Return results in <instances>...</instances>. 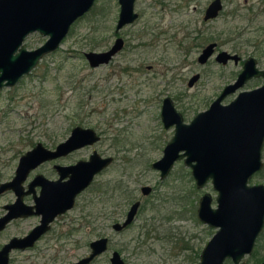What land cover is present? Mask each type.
Segmentation results:
<instances>
[{"label": "rangeland", "instance_id": "374dc122", "mask_svg": "<svg viewBox=\"0 0 264 264\" xmlns=\"http://www.w3.org/2000/svg\"><path fill=\"white\" fill-rule=\"evenodd\" d=\"M144 1L137 0L138 7ZM206 1L202 0V3ZM252 1L255 2L253 8L257 15L248 25L247 33L255 41L264 32V2ZM243 2L244 0H233L231 3L226 1V6H231L230 9L236 8L237 15L244 16L247 7L245 9ZM117 13L116 0H95L91 9L74 21L66 37L53 52L45 54L17 84L0 89L1 178L13 174L19 156L37 141L53 147L69 135L70 128L75 124L103 129L102 140L94 147L103 154H113L115 160L95 177V182L124 179L130 187L128 191L133 193H139L137 187L143 183L155 185L153 201L160 203L159 206L165 214H161L160 217L164 220L162 226H159L163 238H155L152 233L151 236L154 237L140 244L144 236L138 227L142 218L150 213L149 209L138 215L131 227L121 233L114 232L111 219L123 218L128 206L127 198H119L115 204L114 198H103V204L99 201L84 208L83 200L89 193H83L78 196L75 207L66 215L58 217L54 223L62 230L72 225L80 227L79 231L67 237L70 238L68 251L57 262L67 264V261L88 251L86 244L89 240L107 235L110 237L109 250L93 264H107L110 251L120 247H124L121 254L126 264H197V259L191 258V255L194 256V250L199 255L214 229L209 228L207 233L202 231V225L194 215L195 209L201 193L209 191L214 194L215 190L209 182L195 188L190 170L182 162H176L167 178L159 181L158 171L152 169L148 161L160 157L164 142L173 133L172 127L165 129L160 121L158 93L174 92L175 89L187 90L181 106H178L185 119L190 120L197 109L204 107L205 99L211 97V88L204 81L194 87H187L185 77L195 69L202 73V80L213 78L218 83L223 73L218 66L209 70L203 65L195 64L193 59L196 52L187 59L184 58L180 54L183 52L175 49L176 45H165L162 38L155 41V46L145 49L139 55L127 48L121 53V58L115 61L140 64L142 67L152 64V68L147 69L148 72H134L133 77L130 73L119 72L122 75L119 79L118 74L114 73V61L90 69L82 53L88 49H104L114 41V21ZM155 22H158L157 15L151 17L148 25L151 27ZM241 26H244L243 18L228 21L226 15H220L208 23H203L199 17L197 23H189L184 31L197 27L203 28L205 35H216L220 32L230 34ZM124 29L130 32L128 28ZM46 37L47 35L34 31L26 35L24 42L29 49L41 44ZM185 40L189 42L193 39ZM181 63L183 64L180 66ZM85 65L87 68H82ZM153 71H156L157 76H154ZM83 74L88 79L87 82H81ZM174 76L175 83L169 84L168 81L173 80ZM182 77L184 80L179 79ZM93 85L94 88L89 91L87 88ZM209 85H212L210 81ZM195 92H201L197 98L199 101L192 97ZM90 152L89 147L82 149L75 152L70 159L86 157ZM260 178L264 179V171ZM13 197L14 194L10 191L0 196V212L2 204ZM212 204L215 205L214 198ZM85 218H90L91 221L85 222ZM35 219L32 217L20 224L10 225L0 235V240L3 236L18 232ZM52 235L40 241L38 256L35 258L37 264L52 263L53 260L49 259L55 250ZM263 238L260 245L255 247L253 255L250 253L243 257L244 264H257V257L264 258ZM74 240H79L84 245L77 249ZM226 261V264H233L230 259Z\"/></svg>", "mask_w": 264, "mask_h": 264}, {"label": "water", "instance_id": "95a60500", "mask_svg": "<svg viewBox=\"0 0 264 264\" xmlns=\"http://www.w3.org/2000/svg\"><path fill=\"white\" fill-rule=\"evenodd\" d=\"M118 1L120 12L117 26H120L132 20L136 13L133 10L134 0ZM94 2L95 0H0V87L17 82L45 54L53 52L68 34L71 24L90 10ZM215 6L216 3L210 7H213L214 12ZM34 31L47 35V38L37 47L28 49L22 41L28 33ZM117 47L113 43L104 50H87L84 55L91 65L106 63ZM244 71L246 70L240 74V81L245 77ZM240 94L242 97L235 106L236 100L229 105L220 104L219 99L215 100L208 110L199 113V125H195L193 121L182 122L180 113L175 112L169 103H165L162 109L165 123L175 122V132L165 145L163 155L152 166L159 169L160 176L163 177L176 159L184 158L185 163L192 168L197 186H201L212 176L214 187L218 189L217 207L210 206L209 193H204L200 199V219L218 226V229L202 249L199 264H224L226 257H230L233 264H244L241 258L251 252L263 221L264 185L247 186L246 180L260 166L259 148L264 136V85ZM168 120L169 123L166 122ZM228 121H232L230 129L227 127ZM243 132H246L248 138H253L248 140L246 148L242 146L239 149V135ZM97 139L98 135L93 127L77 124L55 149L37 141L19 157L12 179L0 183V192L12 187L17 193L14 203L5 206L8 211L0 217V228L18 213L23 216L40 213L41 220L28 234L12 237L0 249V264H7V253L12 246L25 247L31 244L48 228V221L70 208L75 195L112 158L103 157L95 151L87 160H79L68 166L58 165L60 176L57 179H48L38 174L37 178L41 179L38 182L42 188L40 194L34 196V205H26L21 199L24 191L21 193L20 183L29 170L44 160L55 158ZM195 158L197 161L193 163ZM66 174L68 179L63 180ZM244 187L247 188L246 196L243 195ZM144 190L148 188L145 187ZM134 212L135 207H132L123 223H115L113 227L118 229L124 226L132 220ZM254 212L259 214L256 223L248 220ZM107 247L108 237H98L90 242V254L71 264H85ZM109 264L125 262L120 253L113 250ZM259 264H264V261Z\"/></svg>", "mask_w": 264, "mask_h": 264}, {"label": "flooded vegetation", "instance_id": "af4514ba", "mask_svg": "<svg viewBox=\"0 0 264 264\" xmlns=\"http://www.w3.org/2000/svg\"><path fill=\"white\" fill-rule=\"evenodd\" d=\"M116 1L118 4V13L114 21V41L108 47L104 49L109 48L113 43L114 45H118V47L116 48L114 54H112L108 62L99 63L97 65H91L84 55V52L87 50L83 51L82 54L84 58L86 59L88 67L90 69H95L103 64L109 63L110 61H114V73L118 74L119 79H121L122 77V75L119 74V72L130 73L131 77L134 76L132 75L134 72H136L137 74H143L144 72H148L147 69L152 68L151 67L152 64H148V65L145 64L142 67V65L140 64L135 65L133 63H121L119 60L116 63L115 61L119 59V57L121 58V53H124L125 49L127 48H130L131 51H135L139 55L140 52L142 53L145 49L155 46L156 45L155 41L160 40L162 38L165 45L166 44L176 45V47L174 46L175 49H177L180 52L182 51L184 54L183 53H180V54L184 55L185 56L184 58L187 59V57H189L190 54H192L193 52H196L195 58L193 59L195 64L203 65L205 68H209V70L214 68V66H218L219 69L223 73L221 80L218 83H215L213 78L205 79L206 81L202 80L201 79L203 76L202 73L200 71H195V69L191 67V70L193 69V71H191V73L185 77L187 87H190V88L194 87L198 83L204 81L205 84L211 88V91H210L211 97L205 99L204 107L201 109H197L190 120L185 119L183 111H181L178 106V104H180L181 106L183 98L186 97L187 90L182 91V90L175 89L174 92L162 91L158 93L157 97L160 101L159 118L162 123V126L165 129L170 128V127L173 128V133L164 142L161 148L162 153L160 157L163 155V149L165 145L167 144V142L171 139L172 135L174 134L175 126H176L175 122L169 123L170 120H168L166 122L169 124H166L165 121L162 119V109L165 103H169L171 105V108L175 112L180 113L182 122L188 123V122L193 121L192 123H194L195 125H199L200 124V118H198L199 113L202 111L208 110L215 100L219 99V103L223 105H229L234 100H236L234 101V106H235L238 104L240 97H242V95L240 94L241 92L252 90V89H257L264 85V32H262L259 37H256L255 41H252L249 38L250 35L247 33L249 31L247 30L249 28L248 25L254 19L255 15H257V12H255L253 8L255 4L254 1L244 0L243 5L245 9L247 7V13L244 16H239L237 15L238 11L236 8L230 9L231 6L230 7L226 6V1L231 3L233 2V0H207L204 4L202 3V0H148V1L145 0L143 3L141 2L142 5H140V7H138L137 0H134L133 10L136 13V16L132 20L120 26H117L118 19H119V12H120V3L118 0ZM262 1L264 2V0ZM215 3L217 4V6H215L216 12H214V10L212 9L213 7L210 9V7L213 4L215 5ZM209 9H210V12H209L210 16H208ZM153 15L158 16V22H155L154 25L152 24L150 27V25L148 24L151 21V17ZM220 15H226L228 21H231V19H236L238 17L243 18L244 26L243 27L241 26L237 30H232L233 32L230 34H225L224 32H220L216 35L214 34L205 35V33H203V30H202L203 28H197V27H194L190 29L189 31L188 30L184 31V29L188 28L189 23H197L199 20V17H201L203 23H208L210 21H213ZM166 20L168 22H166ZM72 24H71V27H72ZM125 27L128 28L130 32L128 31L126 32L124 29ZM227 32L229 33V31ZM187 38H191L193 40L186 42L185 39ZM150 39H152L153 41H150ZM128 40H130V42H128ZM132 40H137V41L134 42ZM22 43H25L24 39ZM225 45H229V46H225ZM194 47L196 48L195 50H194ZM29 49H32V48H29ZM104 49H101V50H104ZM88 50H94V49H88ZM182 64L183 63H181L180 66ZM82 68H87V66L85 65ZM115 69L117 70V72H115ZM243 70H246L244 71L245 77H242V80L240 81V74ZM153 74L154 76H157L156 71H153ZM23 76L24 75H22L18 79L17 82L11 85H5L3 87H0V89L4 87H11L17 84ZM179 79L184 80V77L179 78ZM81 80H82L81 82L88 81V79H86L84 74L81 75ZM209 81L212 84L211 86L209 85ZM168 83L174 84L175 76L173 77V80L168 81ZM165 85H167V83ZM116 86L117 88H119L117 84ZM93 88H94V85L91 88H87V89L91 91ZM194 94L195 95H192V97L197 99L199 98L201 92H195ZM197 100L199 101L200 99H197ZM255 110L257 111V107L255 108ZM230 123H232V121H228L227 127L229 129L231 125ZM72 128H70L69 132H71ZM95 131L98 135L97 140H95L92 143H86L77 148H74L65 154L56 156L55 158L47 159V160L40 162L34 168L29 170L25 179L20 183L21 193L22 191H24L21 197L22 202L26 205L28 204L34 205L35 204L34 196L39 195L41 188H42L41 184L38 182V180H41L40 178H37L38 174H42L48 179H57L60 176L58 169H57L58 165L68 166V165H72L76 163L79 160H87L89 159L91 154H93L95 151L103 157L110 156L112 158L111 161L106 166H104L102 169H100L97 173H95L92 180L75 195L73 205L70 208H67L66 210H64L63 212L56 214L50 221H48V228L43 233H41V235H39L36 239H34L31 244L26 245L25 247L12 246L8 250L7 264H15V263L16 264H37L35 258L38 256V245L41 240L45 239L47 236H50L51 234H53L51 237L54 239L53 246L55 250L49 259L53 260L51 264H62L60 261L57 262V260L59 258L64 257L65 252L68 251L67 246L70 242L69 240L70 238H67V237L70 234L72 235L73 232L79 231L80 227H77L79 228L77 229L76 226L72 225V227L62 230V229H59L57 225H54V223L57 221L58 217L66 215L69 210L75 207L78 196L82 195L83 193H89V195L83 200L84 208L89 205L95 204L96 202H99V201L100 203L103 204L105 201L103 200V198H107V199L114 198V204L115 202H117V200H119V198H123V197L127 198L128 206L125 210L124 215L122 216L123 218L112 217L111 219V227L114 232L121 233L127 228L131 227L132 224L135 222L136 218L138 217V215H140L144 210L149 209L150 213H148L146 216L142 218V222L139 224V227H138L139 230L141 229V233L143 232V236H144V240H143L144 242L141 241L140 244L147 242L150 237L156 236L155 238H159V239L163 238V236L160 234V231L162 230L159 229V226H162V223L164 220V218L160 216L161 214L165 216V214L163 212L164 210L163 209L161 210V206H159L160 203H156L153 201L152 196L154 195L153 192L155 189V185L143 183L139 185V187H137L139 189V193H133L131 191H128L130 190V187L126 184L125 181H123L124 179H119L115 181L114 179H106L102 182H98V183L95 182V177L101 172L105 171L108 167H110L114 163V160H115L113 154H103L94 147V145L97 142L102 140L103 129H99V130L95 129ZM68 136L69 135H67V137ZM239 136L241 138L239 140V143H241L239 145V149L242 146L246 148L248 144V140H252L253 138V136H250L248 138L246 135V132L245 134L243 132ZM237 140L238 139L235 140V143H234L235 146L237 145ZM57 144H55L53 147H48V148L55 149ZM88 147L91 148V152L86 157H78L77 159H70V157L75 152H78ZM180 152H183V150H180ZM263 152H264V136H263V139L260 141V148H259L260 166L255 168L249 174L246 180L247 186L264 185V179L260 178V175L262 177L263 171H264V159H263L264 153ZM65 159L67 160L64 161ZM157 159H154L148 162H149V166L152 169H155L158 171L159 181H164L167 178V176L170 174L176 162H182L185 166L189 168L193 181H194L195 188H200L209 182L212 185V188L215 190L214 194L210 193L209 191H204L203 193H201L199 195L198 204L195 209L194 215H195V218L198 220V222L202 225L201 226L202 231L207 233L209 228L214 229L211 235L208 237V239H206V242L204 243L202 247L203 249L208 243V241L210 240V238L212 237V235L218 229V226L209 224L208 222L200 219L198 215L200 199L204 193H209V195L211 196L210 206L214 208L217 207L218 203L216 199L218 195V189L214 187V184L212 182V176H209L201 186H197L196 179L192 174V168L185 163L184 158H180V159H176L173 162V165L170 168L169 172L165 176L161 177L160 170L152 166V163ZM196 161H197V158L193 159V163ZM16 166H15V169H16ZM41 167L45 169L40 170ZM15 169L12 175L6 176L3 178H1L2 175L0 172V183L12 179L15 173ZM66 179H68V174H66L63 178V180H66ZM145 187H147L148 190H144ZM243 189H244L243 195L246 196L247 188L244 187ZM9 191L14 194V197L12 200L7 201L2 204L1 206L2 210L0 212V217L5 215L8 211V209L5 206L14 203V201L17 199V193L14 191L12 187L3 189L0 192V196ZM213 198L215 199V205L212 204ZM132 207H135V212H134L132 220L126 223L121 228L116 229L115 226L113 227V224L115 223H120V224L123 223V221L127 217L128 212L131 210ZM14 211H17V209ZM254 214L255 212L253 213V215H251L248 218V220L251 221L252 223H256L258 216H259L258 212L255 215ZM93 216L95 215L93 214ZM32 217L33 218L35 217L36 219L30 224H27L24 228L20 229L18 232L12 233L6 237L3 236L2 239L0 240V249H2V247L6 243H8L12 237H23L24 235L28 234L30 230H32L35 226L40 224L41 214L32 213V214L23 216L21 215V213H18L12 216L11 218H9V220L4 224V226L0 228V235L10 225L20 224L27 219H31ZM84 221L90 222L91 220L90 218H85ZM152 233L155 235L151 236ZM101 236H107V235H100V236H97L89 240L86 244V246L88 247V251L85 254L80 255L79 257L73 260L67 261V264H71L73 262L79 261L82 258H85L86 256H88L91 252L90 242ZM107 237H108V247L106 248V250H104L99 255H95L85 264H93L98 258H100L103 254H105L109 250L110 237L109 236ZM263 237H264V215H263V221H262L261 227L254 239V244L250 252L252 253L251 255L255 253L256 251L255 247L256 246L258 247V245H260V240ZM74 244L78 246L77 249L82 247V245H84V243H80L79 240H74ZM113 250H116L120 253V256L122 257V259L124 260L126 264V261L121 254V252L124 250V247H120L119 249L118 248L112 249L110 251L107 264L110 263V257L112 255ZM201 251L198 255V253H195V250H194L193 251L194 256L193 254L191 255V258L197 259V264H199L200 262ZM250 253H246L245 255L247 254L249 255ZM243 257L241 258L242 260H243ZM227 259H230L233 263V260L230 257H226L224 259V264H226ZM255 261L257 264H259L262 261H264V258L257 257Z\"/></svg>", "mask_w": 264, "mask_h": 264}, {"label": "trees", "instance_id": "16d2710c", "mask_svg": "<svg viewBox=\"0 0 264 264\" xmlns=\"http://www.w3.org/2000/svg\"><path fill=\"white\" fill-rule=\"evenodd\" d=\"M77 85H74V87H76ZM31 144H32V142H31Z\"/></svg>", "mask_w": 264, "mask_h": 264}]
</instances>
